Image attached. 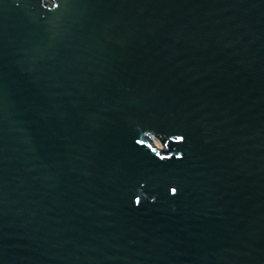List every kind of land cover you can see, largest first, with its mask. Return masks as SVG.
<instances>
[{"label":"water","instance_id":"water-1","mask_svg":"<svg viewBox=\"0 0 264 264\" xmlns=\"http://www.w3.org/2000/svg\"><path fill=\"white\" fill-rule=\"evenodd\" d=\"M0 264H264V0H0Z\"/></svg>","mask_w":264,"mask_h":264}]
</instances>
